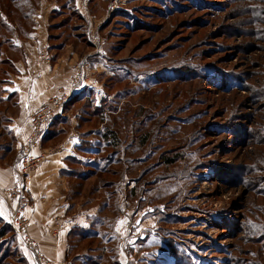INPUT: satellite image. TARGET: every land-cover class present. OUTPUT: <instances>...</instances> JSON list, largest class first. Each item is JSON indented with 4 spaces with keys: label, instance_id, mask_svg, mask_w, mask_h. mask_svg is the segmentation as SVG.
<instances>
[{
    "label": "rangeland",
    "instance_id": "374dc122",
    "mask_svg": "<svg viewBox=\"0 0 264 264\" xmlns=\"http://www.w3.org/2000/svg\"><path fill=\"white\" fill-rule=\"evenodd\" d=\"M60 8L51 44L104 64L52 123L54 145L77 140L74 206L96 209L64 264H127L126 246L128 264H264V0H104L96 42ZM12 230L0 220V264H27Z\"/></svg>",
    "mask_w": 264,
    "mask_h": 264
},
{
    "label": "crops",
    "instance_id": "0c3cea01",
    "mask_svg": "<svg viewBox=\"0 0 264 264\" xmlns=\"http://www.w3.org/2000/svg\"><path fill=\"white\" fill-rule=\"evenodd\" d=\"M102 1L71 0L72 9L86 22L85 34L94 41L97 35L95 20L98 17L93 15L95 11L92 6ZM57 9V0H39L34 10H27L26 26L18 25L10 17L4 16V26L9 32L7 40L11 44L6 61L13 71L0 72V86L3 89L0 105L11 104L3 117L0 110V121L3 120L0 126L12 137L13 143L0 156V220L12 229V212L21 209L23 217L30 219L27 235L36 244L35 248L45 253L48 264L67 262L71 232L87 228L96 209L74 206L75 200L70 196L72 170L69 163L78 155L77 140L71 133L54 145L53 122L33 151V155L42 156L43 159L28 175L23 174L22 158L34 129L33 115L52 97L65 95L68 97L62 114L65 116L67 103L75 100L86 88H92L95 82L98 84L96 73H102L104 69V64L97 60V52L90 51L80 56L74 48L63 49L51 44L53 35L50 31L56 28L54 12ZM97 49H100L99 45ZM46 56L50 59L47 60ZM79 70L81 74L78 76ZM77 78L80 80L77 81ZM1 147L0 144V151ZM19 183L25 190L26 205L21 198L9 200L4 195L6 190ZM12 231L27 263L36 264L35 252L25 245L15 230ZM132 250L135 252V246H132ZM122 257L128 264L127 246L122 251Z\"/></svg>",
    "mask_w": 264,
    "mask_h": 264
},
{
    "label": "built area",
    "instance_id": "2783aa9c",
    "mask_svg": "<svg viewBox=\"0 0 264 264\" xmlns=\"http://www.w3.org/2000/svg\"><path fill=\"white\" fill-rule=\"evenodd\" d=\"M46 59L49 60V56H46ZM81 74L80 70L78 71V76ZM80 79L77 78V81ZM68 97L65 95L54 96L50 99L47 105L43 106L33 115V132L28 138V141L24 148V157L22 158L23 162V174L28 175L37 165V163L43 159V157H37L33 155V151L37 144L42 141L46 135L49 126L53 120L62 115L64 111V105L67 102ZM24 188L21 183L17 184L15 187L6 190L4 195L9 199L17 200L21 198L23 204H27L24 196ZM12 228L15 232L23 238V241L26 246L31 248L35 252L36 264H48L45 253L38 250L36 244L27 235V228L29 226V221L23 217L21 209H18L12 212L10 217Z\"/></svg>",
    "mask_w": 264,
    "mask_h": 264
},
{
    "label": "trees",
    "instance_id": "16d2710c",
    "mask_svg": "<svg viewBox=\"0 0 264 264\" xmlns=\"http://www.w3.org/2000/svg\"><path fill=\"white\" fill-rule=\"evenodd\" d=\"M3 1L4 0H0V36H5V34H3V32L7 33V29L4 25L5 21L3 20L4 16H10L14 19V17L18 14L21 16V20L24 21V23H27V18H28V14H27V10H34L38 1L39 0H12L13 1V5L12 8H10L8 10V14H1V9H2V5H3ZM12 1L10 2L9 5L12 4ZM59 2V9H57V11L54 12V16H58V12L61 11V6L65 7L66 5H70L71 6V0H69L67 3L64 2V0H57ZM27 7H31V9H27ZM26 26V24H25ZM1 55V54H0ZM1 72V70H0ZM8 226V225H7ZM10 229L11 227L8 226ZM12 230V229H11ZM5 233V230L2 231L1 235H3ZM13 235L16 237V235L13 233ZM3 259H0V262H3ZM26 262V260H24ZM28 264V263H27ZM85 264V263H84Z\"/></svg>",
    "mask_w": 264,
    "mask_h": 264
}]
</instances>
